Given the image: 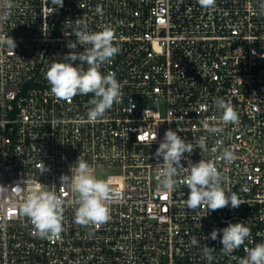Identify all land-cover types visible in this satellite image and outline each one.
<instances>
[{"label":"built area","instance_id":"1","mask_svg":"<svg viewBox=\"0 0 264 264\" xmlns=\"http://www.w3.org/2000/svg\"><path fill=\"white\" fill-rule=\"evenodd\" d=\"M14 3L0 22V35L16 42L14 51L0 46V185L23 181L27 192L41 183L61 194V175L71 176L82 155L95 176L118 171L104 180L122 198L108 202V222L82 226L74 219L76 196L65 186L62 231L47 239L20 215L21 196L0 193V264H209L205 246L215 248L211 264H239L245 247L264 243V0H216L211 10L197 0ZM77 18L91 32L110 25L120 48L100 71L116 74L121 100L96 121L87 119L92 94L57 100L45 79L50 65L70 51L68 42L76 41L71 34L78 28L66 21ZM219 98L231 102L238 123L219 122ZM205 120L222 131L209 134ZM169 128L193 145L206 136L209 149L219 141L234 151L231 163H215L238 208L191 211L184 205L186 186L161 187L157 163L163 161L155 152ZM202 158L213 156L195 148L192 162ZM43 163L50 170L41 174ZM238 222L251 234L231 255L221 252L219 236L203 239Z\"/></svg>","mask_w":264,"mask_h":264},{"label":"clouds","instance_id":"2","mask_svg":"<svg viewBox=\"0 0 264 264\" xmlns=\"http://www.w3.org/2000/svg\"><path fill=\"white\" fill-rule=\"evenodd\" d=\"M203 9L211 10L215 7L216 0H197ZM56 6L62 7L63 0H53ZM17 4L14 0H0V22L7 21L11 11ZM264 11V5L261 6ZM68 24H75L78 30L71 35H75L76 41H69L67 47L70 51L61 61L53 62L45 73V79L50 85V90L57 100L71 102L77 95L92 94L89 101L87 119L96 121L103 118L114 103L121 100V84L114 72L103 74L100 71L102 65L111 63L119 54L120 48L114 45V32L110 25H104L100 31H88L84 21L77 18L74 22L66 21ZM7 45L8 49L14 51L15 40L9 35H0V46ZM77 45L84 46V51L77 52ZM79 61V65L74 66V62ZM85 65L87 67H85ZM215 107L222 113L219 122L223 125L229 123L236 124L239 121L238 112L234 109L230 101L223 98L214 101ZM213 122L217 117L213 116ZM203 128L209 133H219L222 128L216 123L210 124L207 120L201 121ZM179 130L167 129L164 137L159 141V146L155 152V158L162 163H157V179L161 187L169 192L175 191L179 184H183L189 189L184 205L187 209L194 211L206 208L207 214L231 206L238 208L235 194L228 195L222 188V173L218 171L215 161L224 160L231 163L236 159L234 151L223 148L221 142L209 149L207 137L200 136L196 144L186 142L185 138L178 135ZM155 136L153 142L156 141ZM199 148L203 153H212L213 159H200L193 163L190 159L195 148ZM187 153L188 156L184 154ZM217 153H219L217 155ZM187 161V167L181 163ZM75 168L70 167L71 176L62 174L60 177V193L49 191L41 183H36L27 192L22 186L23 181L14 187L0 185V193L11 191L16 196H21L19 203L20 215L30 220L34 226L35 234L47 239L59 236L62 231L64 213V188L67 186L75 194L77 205L75 209V223L82 226H100L110 220V209L108 202L121 199L122 193L110 186L104 179H99L94 175L93 168L80 155L74 163ZM41 174L50 169L43 163L40 166ZM187 173L184 175V173ZM177 177H183L177 179ZM222 234V235H221ZM251 229L244 222L229 223L222 229L214 228L208 236L203 239L215 241L218 236L222 244L221 252L224 255H231L235 250L250 237ZM192 246H198L196 237L190 240ZM215 248L205 246L203 257L211 264ZM246 256L239 260V264H264V243H257L254 247H245Z\"/></svg>","mask_w":264,"mask_h":264},{"label":"rangeland","instance_id":"3","mask_svg":"<svg viewBox=\"0 0 264 264\" xmlns=\"http://www.w3.org/2000/svg\"><path fill=\"white\" fill-rule=\"evenodd\" d=\"M118 173V171L115 170H108V171H98L96 173V177L99 179H106L109 174Z\"/></svg>","mask_w":264,"mask_h":264}]
</instances>
